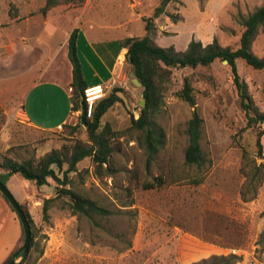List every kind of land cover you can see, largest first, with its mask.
Instances as JSON below:
<instances>
[{
  "label": "rangeland",
  "instance_id": "1",
  "mask_svg": "<svg viewBox=\"0 0 264 264\" xmlns=\"http://www.w3.org/2000/svg\"><path fill=\"white\" fill-rule=\"evenodd\" d=\"M44 2L0 0V162L5 157L39 159L63 146L89 143L84 126L71 132L80 110L55 130L41 131L27 123L21 100L46 57L39 35L45 41L56 28L62 36L89 21L97 25L117 21L131 31L126 36L142 37L143 19L152 17L161 0H85L42 15ZM263 5L264 0H169L154 20L152 39L176 51L185 50L190 41L206 45L213 40L235 49L241 21ZM79 52L84 62L82 49ZM251 52L264 57V31L255 37ZM64 64L59 57L55 67L51 65L62 78ZM236 67L254 106L264 113V70L240 60ZM132 72L125 62L121 81L102 85L105 96L116 87L126 96L102 118V125L108 124L116 134L111 138L110 176L97 175L91 158L68 174L78 191L112 212L100 227L61 208L59 201L44 218L43 201L55 197V184L38 188L19 176L8 180L7 188L32 221L37 245L27 264H264V159L257 152L259 130L245 127L230 68L216 61L208 67L170 70L157 119L166 143L148 169L136 141L138 133L130 128V113L138 117L143 90L132 83ZM185 79L193 91V107L179 96ZM194 110L203 121L201 147L209 159L199 185L190 183L196 172L184 165V130ZM259 140L264 145V134ZM65 169L66 165L56 171L60 178ZM159 177L164 180L161 187L143 188ZM23 240L19 219L0 193V264L14 252L19 261Z\"/></svg>",
  "mask_w": 264,
  "mask_h": 264
},
{
  "label": "trees",
  "instance_id": "2",
  "mask_svg": "<svg viewBox=\"0 0 264 264\" xmlns=\"http://www.w3.org/2000/svg\"><path fill=\"white\" fill-rule=\"evenodd\" d=\"M85 0H45L39 13L46 15L47 12L57 6L73 4L79 6ZM169 0H161L160 5L153 11L152 17L143 19L145 34L142 37H126L119 41V46L126 49L125 61L131 66L142 90L143 106L140 107L138 117L130 113V128L138 133L136 141L144 150L146 156L145 167L149 168L155 157L163 149L166 143L164 129L158 124V115L163 102V94L169 81L171 69H185L208 67L216 61H226L230 68L233 82L236 87L240 107L245 118L246 128H256L258 132L257 152L264 159V145L260 143V137L264 134V113L254 106L248 93L246 84L240 80L236 62L243 61L254 70H264V57L259 58L252 54L251 44L259 32L264 31V5L257 8L240 23L242 32L239 45L232 49L221 47L216 40L203 45L199 41H190L185 50L176 51L172 46L160 47L152 39L154 32V20L164 13V7ZM78 30L71 31L67 39V59L71 65L70 103L71 111L80 110L81 103L86 109L83 96L87 84L82 73V66L77 53ZM188 79H185L180 98L189 106H195V99ZM125 91L121 88H113L111 92L96 101L92 107L91 117L84 118V123L79 122L71 128L75 133L84 126L89 143H75L70 147L63 146L60 150H52L39 159L29 158L18 160L14 157H5L0 162V182L7 187L8 180L13 176H19L26 182L33 183L36 187L50 186L55 184V197L45 199L42 205V215L46 218L48 210L55 202H61V208H67L77 218H85L96 227H100L101 221L107 220L112 212L100 205L98 201L78 191L73 185L68 174L77 172V164L85 158H91L95 165V173L99 176H110L112 170L111 138L116 135L108 124L102 125V118L114 105L122 103ZM64 126V125H63ZM203 121L196 110L192 112L186 122L184 130L187 145L184 149V165L195 170V175L189 179L193 185H199L203 181V174L208 168L207 159L202 147ZM8 152H11L9 150ZM66 165L60 178L56 171H61ZM103 166H107L106 168ZM264 176V171H263ZM164 180L159 177L152 183L143 184L144 189L159 188ZM69 187H66L68 186ZM5 199V198H4ZM6 200V199H5ZM7 201V200H6ZM8 202V201H7ZM10 205V204H9ZM20 205V204H19ZM29 225L31 219L23 207ZM12 208V207H11ZM13 210V209H12ZM31 232V243L26 258L21 264H27L31 258L32 249L36 243ZM15 253V252H14ZM4 264H8L12 255ZM21 256V255H20ZM19 256V257H20ZM203 264H229L228 262H209Z\"/></svg>",
  "mask_w": 264,
  "mask_h": 264
},
{
  "label": "crops",
  "instance_id": "3",
  "mask_svg": "<svg viewBox=\"0 0 264 264\" xmlns=\"http://www.w3.org/2000/svg\"><path fill=\"white\" fill-rule=\"evenodd\" d=\"M116 22L97 25L89 21L83 28L73 27L64 31L62 36L58 32L60 29L56 28L49 31L45 41L39 35L38 44L42 46V52L46 53L45 63L21 100L23 114L30 126L41 131L55 130L70 122L74 114L71 111L69 87L71 65L67 59L66 48L67 39L74 29L78 30L77 53L87 87L121 81L126 49L119 46V41L131 37L124 34L131 31ZM55 35L60 36L58 40ZM81 49L86 58L84 62L79 52ZM59 57L63 59L66 67L64 78L59 73H54V68H51L52 64L55 67ZM50 73L54 76L51 77Z\"/></svg>",
  "mask_w": 264,
  "mask_h": 264
},
{
  "label": "water",
  "instance_id": "4",
  "mask_svg": "<svg viewBox=\"0 0 264 264\" xmlns=\"http://www.w3.org/2000/svg\"><path fill=\"white\" fill-rule=\"evenodd\" d=\"M223 63L226 64V61H223ZM130 77H131L132 83L134 85L140 86V83L138 82L137 78L135 77L134 72H132L130 74ZM143 104H144V102L142 100L141 105L143 106ZM85 112H86L85 107L81 103L80 112H79L81 124L84 123ZM84 126H85V124H84ZM0 193L8 201V203L12 207L13 211L16 213V215L19 219V222L21 224L23 237H24L23 245L20 248L21 256H20L19 261H17V253H14L8 264H21V262L26 258L27 254H28L30 243H31L30 225L27 221L25 213L21 209V207H20L19 203L17 202V200L15 199V197L11 194L9 189L4 184H2L1 182H0Z\"/></svg>",
  "mask_w": 264,
  "mask_h": 264
},
{
  "label": "built area",
  "instance_id": "5",
  "mask_svg": "<svg viewBox=\"0 0 264 264\" xmlns=\"http://www.w3.org/2000/svg\"><path fill=\"white\" fill-rule=\"evenodd\" d=\"M112 87V85H110ZM105 87L102 85H96L93 87H87L84 90L83 100L86 104L85 117L90 118L92 113L93 104L99 99L105 96Z\"/></svg>",
  "mask_w": 264,
  "mask_h": 264
}]
</instances>
